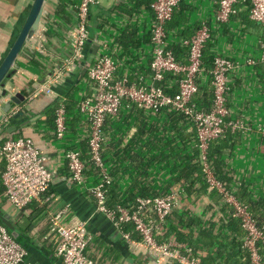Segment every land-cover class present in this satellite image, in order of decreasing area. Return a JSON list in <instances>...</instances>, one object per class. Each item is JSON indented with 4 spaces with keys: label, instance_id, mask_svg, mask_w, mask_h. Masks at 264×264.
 Masks as SVG:
<instances>
[{
    "label": "crops",
    "instance_id": "crops-1",
    "mask_svg": "<svg viewBox=\"0 0 264 264\" xmlns=\"http://www.w3.org/2000/svg\"><path fill=\"white\" fill-rule=\"evenodd\" d=\"M151 1L154 0H100L91 6L88 20L90 38L84 48L83 59L55 89L60 97L55 100L40 95L21 101L16 117L4 126V139L29 138L47 157L48 168L56 171L49 192L53 200L50 208L67 206L73 216L87 224L93 236L88 252L99 264H156L151 256L133 253L117 227L97 211L91 192L100 181L96 169L90 167L87 184L79 186L70 182L66 159L67 151L79 150L83 156L86 155L89 164L87 135L90 122L79 112L78 106L82 99L94 93L87 71L101 55H113L120 64L121 74H129L133 81L142 75L150 79ZM216 1L181 0L168 25L169 46L189 41L198 27L207 24L212 34L210 45L214 56L233 62L235 69L230 75L228 103L232 116L241 121L243 127L235 132L230 129L236 138L231 150L223 155L222 163L232 178L233 190L244 183L251 199L258 202L264 200V62L260 46L264 28L250 18L245 7H240L228 22L219 23L216 20ZM31 2L0 0V62L20 29ZM57 2L48 0L45 7L47 17L35 35L36 39L44 35V48L51 56L45 57L34 49L25 52L19 60L20 69L7 81L6 87L10 92L22 91L25 96L33 82L68 57L70 49L64 36L71 24L58 16ZM80 3L81 0L74 6L75 10H70L73 21ZM130 26L136 28L139 44L125 48L118 39ZM199 83L201 87L209 88L210 75L203 74ZM174 90L177 91L176 86ZM59 103H66L68 117L67 134L62 140L57 139L55 122L51 120L53 109ZM174 116L171 110L148 113L137 106L125 105L117 117L108 118L105 124L107 152L103 158L111 177V193L126 201L142 192L150 196L180 192L181 199L173 216L196 220L195 223L188 221L194 224L189 227L187 221L180 224L184 243L196 248L204 263L241 264L239 250L231 245L233 233L227 225L228 220L220 213L221 204L214 209L208 208L210 199L206 194L198 198L189 196L185 184L177 182L175 169L179 171L186 158L185 152H180L182 144L175 140ZM178 127L184 134L194 130L190 123L179 122ZM4 168L5 162L0 160V173ZM109 202L114 204L111 200ZM0 203L14 225H21L23 230L16 227L18 238L24 233V238L19 241L27 246L31 264H63L55 256V243L47 239L48 204L37 203L39 211L34 213L33 209H16L4 195ZM172 220L174 224L177 221ZM163 227L165 232L168 227ZM128 233H135L137 239L139 237L134 229Z\"/></svg>",
    "mask_w": 264,
    "mask_h": 264
},
{
    "label": "built area",
    "instance_id": "built-area-1",
    "mask_svg": "<svg viewBox=\"0 0 264 264\" xmlns=\"http://www.w3.org/2000/svg\"><path fill=\"white\" fill-rule=\"evenodd\" d=\"M181 0H154L151 21L152 60L151 77L138 76L131 80L122 75L118 60L111 54L101 55L88 69V78L93 84L94 93L79 103V112L87 116L90 128L87 135L90 160L93 166L83 159L79 150L66 153L70 182L79 186L87 184L90 167L99 171V182L91 189L96 201V209L108 218L120 231L136 255L151 256L156 264H203L199 256H194L193 247L174 239L159 242L156 235L164 232L166 220L176 209L181 199L180 192L157 197L138 198L135 206L129 208L116 205L109 208L107 204V186L111 177L105 166L103 147L108 141L105 124L108 118L117 117L125 105L137 106L148 113H160L171 110L185 116L192 124L198 138L201 160L209 183L208 190L216 189L224 194V203L233 207V217L240 220L245 231L242 248L249 255V264H264L261 246L264 247V231L258 227L247 209L237 202L233 194L225 191L218 182L208 164L207 151L212 141L223 137L226 129L233 132L242 129V122L232 116L228 107L230 92V75L235 69L232 61L217 56L211 71L203 66V49L211 41L212 34L207 24L196 29L195 34L184 44L189 46V57L186 63L179 62L169 46L167 24L173 18ZM100 0H81L77 7V18L68 27L65 40L71 47L70 57L64 59L53 69V75L30 97L40 95L58 99L56 88L63 84L66 77L81 63L83 51L89 41L88 20L91 6ZM247 2L250 6V18L264 28V0H217L216 20L228 22L237 13L236 5ZM32 47L39 54L50 57L44 48V35L40 39L32 38ZM261 60L264 62V39L260 42ZM212 76L214 103L210 111L193 102L199 90L203 74ZM171 77L169 80L168 78ZM177 87V91L174 87ZM18 91V90H17ZM17 91H11V95ZM4 100H0V103ZM19 112L15 108L5 115L0 110V131ZM227 118H230L228 122ZM67 112L63 105L56 110V137L64 139L67 134ZM0 160L6 164L3 173L4 196L16 209L25 210L36 202L48 204L47 221L49 233L47 239L55 243V256L63 264H99L91 257L88 249L93 236L87 224L72 215L69 207L51 209L52 196L49 195L56 171L47 166V157L29 138L4 139L0 136ZM132 224L139 235L134 240L123 231L122 225ZM0 264H31L27 250L19 244L0 223Z\"/></svg>",
    "mask_w": 264,
    "mask_h": 264
},
{
    "label": "trees",
    "instance_id": "trees-1",
    "mask_svg": "<svg viewBox=\"0 0 264 264\" xmlns=\"http://www.w3.org/2000/svg\"><path fill=\"white\" fill-rule=\"evenodd\" d=\"M78 1L79 0H58L57 2L56 12L58 16L66 20V22L68 21L67 22L68 25L73 23L72 12H70V10L71 11L75 10L74 6L76 5ZM152 2L153 1H151V3ZM240 7L247 8L250 13L249 3L247 2L238 3L236 5L237 13ZM174 15H173V18H174ZM170 22H168L167 24V29H168V25L170 24ZM118 43L124 46L125 48H127L129 45H135V46L138 45L139 41L136 38V28L133 26L125 28L123 32L121 33V37H119L118 39ZM171 49L173 51L174 56L179 62L186 63L188 61V57H189V46L188 45L182 43V44H178V45L171 47ZM215 57L216 56H214L211 50L210 42H208L203 49L202 68L205 71H211L213 69ZM210 77H211V83H212V76L210 75ZM168 79L170 80L171 77H169ZM199 82L200 80L198 81V83ZM193 102H195L198 106L203 108L205 111H210L214 103V89H213L212 84L211 86H209V88H204V87H201L199 83V90H198V93L195 95ZM54 105L55 104H53V106ZM60 105H63L67 112L66 103L65 104L59 103L55 105L53 112L51 114V120H53L55 123H56V110ZM227 105L229 107V103H227ZM172 114L175 115L174 116L175 122L172 125V127L175 128L174 130L175 140L176 141L178 140V142L182 144V146L180 147V152L181 151L185 152V158H186L182 167L178 168L179 171L175 169V173L177 172V175H178L177 182L185 184L186 191L189 196L194 195L196 198H198V197L203 196V194H206L210 199L208 208L214 209L215 206H217L218 204H221V207L219 208L220 213L227 218L228 220L227 225L229 226L230 230L233 233V241L231 242V245H233L232 247H235L236 249L239 250L240 259H241L240 262H242L241 264H249V255L247 251L242 248V244L246 236V233L241 227L240 220L236 217H233V211H234L233 207L229 204L224 203L223 193L219 192L216 189L212 190L211 192L208 190L209 183L207 180V176L204 172V166L201 160V151L198 147V138H197L195 129L190 134H184L182 130L179 131V127H178L179 122H182L184 124L190 123L192 126L193 124L183 115H180L176 112H172ZM229 119L230 118H227L226 121L228 122ZM4 134H5V128L3 127L0 131V136H3ZM235 138H236V135L234 136V134L231 133L230 128H227L223 137H220L219 139H216L210 143L208 151H207V160H208L207 162L209 166L211 167V170H212V173L215 179L223 185L225 191H227L229 194L234 195L237 202L243 205L247 209V211L252 216V218L258 225V227L264 231V200L258 201V202L253 201L251 199L250 192L244 183H241V185L236 191L233 190L232 178L228 175V173L225 170V166L222 163L223 155L225 154V152L231 150L235 142ZM87 146H88V141H87ZM106 147L107 146L105 144L103 147V157L104 158H106V152H107V150H105ZM84 150L87 152L86 149ZM88 155L90 159L91 158L90 153ZM85 158H86V155L83 156V159L86 161ZM1 162L3 161L1 160ZM87 164H88V161H87ZM90 164H92L93 166V163L91 162V160H89V165ZM5 168H6V164H5ZM5 168L0 173V198L1 199H3V195L5 192V187H4V184L2 183V177L5 171ZM97 172L99 173V171ZM110 185L107 186V193H106L107 204L109 208H114L116 205H122L124 207L129 208L131 206L136 205V201L138 198L157 197V196H150L149 194H147V192H142L140 193V195L134 196L133 198H130L129 200L121 201L117 197V195H114L113 193H111L112 191L110 189ZM109 200H111V202H114V204H110ZM0 209H1L2 214H5L1 203H0ZM27 209H33V212L35 213L39 211V205H37V203L34 202L30 204L27 207ZM173 215L174 214H172L166 220L167 222L166 226L168 227L167 230L165 232H162L161 234L156 235V238L159 242H166L169 239H174L180 243H184L183 241L184 235L182 233L180 224L182 222L187 221L186 223H187V226L189 227L191 226V224H193L190 222L195 223L196 221V220L190 221V219L192 220L193 218L187 219L182 216H173ZM172 219H176L179 224L177 223V221L174 224V221ZM188 221L190 222L188 223ZM15 227H17L18 230L19 229L23 230L21 225H19L18 223L16 224ZM122 228L124 232L128 233V232L133 231L134 226L132 224H124L122 225ZM131 236H133L135 240L140 239V237H138V239L136 238L137 236L135 233L134 234L132 233ZM23 238H24V233H21L19 235V238L15 240L27 250V246L22 244L21 241H19V240H22ZM193 251H194V256H198L196 252V248H193ZM261 254L264 260V247L263 246H261ZM199 258L201 259L203 264H209L208 262L204 263L203 258L201 257Z\"/></svg>",
    "mask_w": 264,
    "mask_h": 264
},
{
    "label": "water",
    "instance_id": "water-1",
    "mask_svg": "<svg viewBox=\"0 0 264 264\" xmlns=\"http://www.w3.org/2000/svg\"><path fill=\"white\" fill-rule=\"evenodd\" d=\"M47 2L48 0H32L20 29L0 62V100H4L0 103V110L5 115L10 114L17 108L22 103L21 101L31 99L30 97L37 91L40 85H43L46 79L53 75V69L45 73L37 82L32 83V88L25 96L22 95V91L17 92L13 96L6 87L7 81L12 79L18 69H20L19 60L23 57V54L33 50L31 40L40 30L43 20L47 17V11L45 9ZM76 16L75 14V19L77 18ZM69 49L68 57H70L72 50L71 47ZM1 119L2 117L0 116V121ZM0 222L10 231L14 239L18 238V232L13 219L7 213L2 214L1 209Z\"/></svg>",
    "mask_w": 264,
    "mask_h": 264
},
{
    "label": "rangeland",
    "instance_id": "rangeland-1",
    "mask_svg": "<svg viewBox=\"0 0 264 264\" xmlns=\"http://www.w3.org/2000/svg\"><path fill=\"white\" fill-rule=\"evenodd\" d=\"M177 192V191H176Z\"/></svg>",
    "mask_w": 264,
    "mask_h": 264
}]
</instances>
